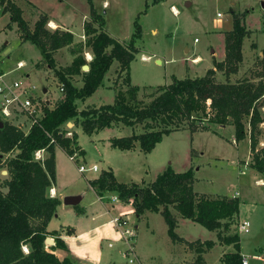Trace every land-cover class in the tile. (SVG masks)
<instances>
[{
    "label": "trees",
    "instance_id": "trees-1",
    "mask_svg": "<svg viewBox=\"0 0 264 264\" xmlns=\"http://www.w3.org/2000/svg\"><path fill=\"white\" fill-rule=\"evenodd\" d=\"M87 2L91 19L84 22L83 29L85 45L90 48L92 57L85 60L80 44L74 50L76 55L71 63L59 67L54 52L72 44V33L49 29L43 15L30 27L15 2L0 0V13H9V21L16 24L20 37L39 49L42 59L64 87L59 102L52 108L44 106L40 121L33 123L27 131L0 117V158L11 154L4 159L7 178L0 186L3 188H0V264H81L70 257L59 258L55 254L54 247L65 248L61 238H55V246L51 249L45 245L47 236L55 234L47 230V224L61 203L58 197L49 194L55 180V149L59 147L69 156L74 152L85 153L78 144L76 132L66 135L64 126L70 121L79 124L83 133L89 136L119 123L131 128L141 124V132L111 137L109 143L119 150L138 146L144 153L151 152L165 135L175 130L187 128L195 132L208 129L207 126H198L197 118L205 117L207 121L222 126L233 125L235 140L247 138L249 141L251 167L264 177V142L259 145L260 124L264 122V48L262 55L258 56V70L235 80L230 77L239 71V64L243 61V41L249 35L242 22L243 16L232 12V28L224 32V58L213 59V67L203 75L174 78L170 83L158 85L149 93L148 101L138 98L137 85H128L126 90L117 91L111 103L79 109L77 102L88 98L103 84L105 74L114 62L118 63L119 72H128L130 62L138 52L134 38L139 37L141 31L134 22L131 38L117 40L104 30L103 16L96 11L92 1ZM85 64L88 69L82 70ZM217 72L225 77L224 81L215 78ZM74 75L81 76L80 86L73 83ZM39 149L45 151L42 159L35 158V151ZM194 180L192 167L178 172L167 166L146 185L119 181L111 168L102 169L96 178L88 179V183L100 196L112 193L121 202L131 204L138 217L148 211L159 212L173 242L189 243V246L194 243L177 234L178 216L197 222L208 230H217L219 240L233 245V250L221 255V264H242L238 232L227 235L220 232V229L228 230L231 221L238 217L240 199L198 192L193 189ZM74 207L81 211L79 204ZM171 207L177 211V216ZM195 243L198 255L205 251L204 246L211 248L214 245L211 239L196 240Z\"/></svg>",
    "mask_w": 264,
    "mask_h": 264
},
{
    "label": "rangeland",
    "instance_id": "rangeland-1",
    "mask_svg": "<svg viewBox=\"0 0 264 264\" xmlns=\"http://www.w3.org/2000/svg\"><path fill=\"white\" fill-rule=\"evenodd\" d=\"M12 1L23 10V17L31 25H33L36 16L35 6L38 8L46 6L53 13L68 12L72 8L76 11L88 12L90 8L87 0ZM91 1L94 8L103 15L105 28L113 36L122 39L121 41L131 38L135 30L134 22L139 25L141 31L140 36L134 38V45L138 52L130 62L128 72H119L118 63L114 62L106 72L103 84L99 89L85 100L77 102L79 109L111 103L117 91L126 90L128 85H137L139 87L138 98L148 101L149 93L158 85L170 83L174 78L203 75L212 56L211 51L219 52V49L223 47L224 41L220 37L218 29L221 27V30H224L231 24V10L243 16L242 22L246 27L254 31L258 29V31L253 34L254 40H252V36L251 39L244 38L245 60L243 56V61L239 64V72L230 77L235 80L244 75H251L254 70L260 68L259 55L255 52L253 55H248V53L251 51L250 45L253 41L259 48H264V32L259 31L261 18L264 16V0ZM171 5H174L176 13L171 10ZM218 12L222 14L221 17H217ZM244 13L245 15H243ZM77 15L80 16L79 13ZM216 18H221L220 26L214 21ZM9 20L8 12L0 13V72L4 74V80L10 83L18 81L25 86L34 85L36 90L33 93L42 103L44 101V106L54 107L63 96L59 90L60 83L57 77L42 59L39 49L34 44L28 40L18 39L17 26ZM152 29H155L156 32L152 33ZM80 44H82L81 54L86 61H89L87 56L90 57V55L86 51L89 52L90 48L85 45V37H83L76 42L73 40L72 44L54 52L56 65L59 67L69 65L76 55L74 50L78 49ZM6 49L9 51L5 52ZM144 55L149 56V59H142ZM197 55L201 57V60L192 63V58ZM157 59H160V62ZM18 60L24 62L22 67L17 66ZM215 78L218 81L225 80L220 72L216 73ZM72 80L76 86H80L82 83L80 75H74ZM1 101L0 97V103ZM262 111L264 113V107ZM0 117L4 121L19 126L24 131L29 128V121L21 112H15L8 118L0 112ZM196 121L198 126H207L208 129H198L195 132H190L187 128L175 130L165 135L150 153L140 152L138 157L132 155L135 158L128 159V161L126 156L122 155L121 150L111 147L104 149L100 146L101 142L96 139L128 135L132 131L141 132V124L131 128L119 123L89 136L83 133L79 124L67 122L64 129L71 132L77 131L78 143L86 150V157L85 160H79L77 156L78 163H73L63 151L59 150L57 153L59 183L63 184L69 181L74 185H80L85 195L82 202L84 204L87 200L95 198L93 192L87 187L85 178H92L98 172L88 170L82 174L77 171V166L84 164L88 167L92 163H97L101 167V158L105 155L111 165L118 167L122 173H124L125 166L132 167V177L141 179L137 183L143 185L153 181L157 174L167 166H171L178 172L192 167L195 176L194 190L232 197L235 196V191H239L240 218L237 217L231 221L228 230L220 229V232L222 235L238 232L240 251L247 259V263L264 264V177L251 167L252 154L249 149V141L245 140L247 138L236 141L233 125L222 126L211 123L205 117L197 118ZM260 128L262 134L259 145H262L264 122L260 124ZM7 156L10 157L11 154H4L0 158V170H6L4 159ZM43 156H45V151ZM118 174L122 181L129 179L127 174L121 175V172ZM6 177V173H0V186ZM107 194L108 198L112 197V193ZM170 209L173 214L178 215L173 207ZM131 217L128 219L135 228L134 245L139 257L147 264H180L178 262L180 256L173 252L176 250L173 246L176 245L168 236L167 225L159 212H147L143 216L133 215ZM178 218L181 220H179L176 232L178 235L190 239L187 242H194L193 246H189V243H179L185 252H192V255H186L184 263L201 264L202 261L204 262V254L210 252L208 262L216 264L224 252L233 250L232 244H226L218 239L217 230L213 232L190 219L179 216ZM102 219L98 218L96 222L101 223ZM244 219L250 223L249 232L240 233L238 225ZM99 231L96 233L95 230L78 240V245L85 253L82 261L89 263L94 255L101 262L93 259L95 261L93 264H126V259L120 251L122 246L125 247V244L120 240L119 233L111 224L102 226ZM105 238V246H100ZM208 239H212L216 246L206 248L203 245L205 251L198 255L195 251L197 246L195 241L202 242ZM108 241L113 243L112 248H106ZM45 245L50 247L51 242H45ZM108 255L110 256L108 257ZM198 256L201 258L197 259Z\"/></svg>",
    "mask_w": 264,
    "mask_h": 264
},
{
    "label": "crops",
    "instance_id": "crops-1",
    "mask_svg": "<svg viewBox=\"0 0 264 264\" xmlns=\"http://www.w3.org/2000/svg\"><path fill=\"white\" fill-rule=\"evenodd\" d=\"M185 2H189V1L185 0ZM171 6H174V5H171ZM49 9L50 8H48L46 6L39 7V8H38V6H35V11H36L35 14H36V16H35V19L33 20V23L40 15H43V16H45L47 18V27L49 29H56L57 28V29L67 30V31L71 32L72 35H73L74 42H76L77 40L85 37L83 24H84L85 21L91 19L90 9H89L88 12L87 11L80 12V11H76L75 9L72 8L68 12H64V13L60 12V11H59V13H57V12L53 13ZM22 12H23V10H22ZM232 12H235V11L231 10V13ZM78 13L80 14V16L77 15ZM98 13H100V12H98ZM245 13H247V12H245ZM245 13L243 15H245ZM103 19H104V17H103ZM214 21L216 22V24L218 26H220L222 24L221 18H216V19H214ZM262 22L264 23V16H262V18H261V27L259 28V31L264 32L263 31L264 24ZM29 26L32 27L33 25H31L29 23ZM94 26H96V23L94 24ZM103 28L112 37L116 38L119 41L122 40V39H120V38H118L116 36H113L108 31V29L105 28V20H104V27ZM231 28H232V15H231V24L227 28L225 27L224 30H221V27H220V29H218V32H220V34H221L220 37L223 38V41H224V32L230 30ZM246 28L249 31V35L246 38L249 39L252 36L251 38H252V40H254L253 39V34H254V32L258 31V29H255V31H254L251 28H248V27H246ZM151 31H152V33L156 32L155 29H152ZM17 37H18L19 40H24V39H22L20 37V32L18 31V29H17ZM123 40H127V39H123ZM251 44H253V45H250L251 51H249L248 55L249 54L253 55V53L255 52L257 55L260 56L262 54V51H261L262 48H259L256 45L255 41L251 42ZM64 47H66V46H64ZM61 48H63V47H61ZM61 48H59L58 51ZM186 50H188V48H186ZM8 51H9V49L5 50V52H8ZM86 52L90 55V57H92L90 51L89 52L86 51ZM211 52H212V56H211L209 62L207 63L208 65L206 66L205 71L208 68L213 67V62H212L213 59L222 60L224 58V55H225L224 43H223V47L221 49H219V52H217V51L214 52L213 50ZM242 53H243V46H242ZM243 56H244V60H245V54L244 53H243ZM144 57H145V55L142 56V59H144ZM146 57H147V59H149V56H146ZM195 58H196V60L195 61H191L192 63H196V62L201 60V57L199 55H197ZM158 60L160 62V59H157V61ZM18 61H22V60H18ZM44 91H45V89H44ZM77 135H78V133H77ZM109 139H110V137H102V138H97L96 141L101 142L100 146L104 147V149H105V147H111L110 143H109ZM245 140H248V139H245ZM79 146L85 151V153L83 155H81L79 153L77 154L78 157H79V160H85L86 150L80 144H79ZM114 149H116V148H114ZM59 150L63 151V153L73 163H78V161H79L78 157H77L76 161L71 160L70 156L68 154H66V152L63 149H61V148L57 147L55 149V180H54V182L52 183V185L49 188V194H50V196L58 197L60 199L61 203L58 205V207L56 209V212L50 218V220H49V222L47 224V230L49 232H54L55 233V234H49L47 236L48 238H51L53 240V243H51V246L47 247V248L51 249L53 246H55V238L56 237L61 238L64 241L65 248L54 247V252L59 258L70 257V258L80 262L81 264H93V262H95L94 260L98 261L99 259L97 258V256L93 255L92 259H90L91 262L84 263L82 261V257H84L85 253H84V250L78 245V240L81 237L87 235L88 233H92L95 230H96V233L100 232L99 230L101 229L102 226L111 224L109 221H110L112 216L119 215L121 213H126L127 216L131 219L132 218L131 216H133V215L136 216V214H134L133 207H132L131 204L123 203L118 198L112 199L111 196L108 198L107 197L108 196L107 193L104 194V195H101V196L96 194L95 191L93 190V188L89 185L88 179L96 178L99 175V173H100V171L102 169H107V168H111L113 170V173H114L115 177L119 181H122V180L119 179L118 172H121V175L122 174H127L129 179H127L125 181H122V182H130V181L140 182L141 179H138V177H136V178L132 177V174H133V168L132 167H126L125 166L124 167V173H122V171H119L118 167H114V166L111 165V162L109 161L107 155H105L104 157L101 158L102 159V166L101 167H99V165L97 163H92V164H96L97 165L98 170H96V171L98 172V174L95 175L92 178H89V177L85 178L86 179V185L93 192V194L95 195V198L94 199H89L84 204H82V202L85 199V195H84V191H83V189H81L80 185L79 186L74 185L73 183H71L69 181H66L63 184L59 183V180H58L59 179V170H58V162H57V153H58ZM121 151H122L121 152L122 155L126 156V160L127 161H128V159H134L135 157H138L139 153L142 152L138 148V146L135 147L134 149L121 150ZM43 154H44V152H43ZM132 155H135V157H132ZM4 171L5 170L2 169V170H0V173L2 174V173H4ZM77 171H78V168H77ZM6 174H7V171H6ZM127 175H125V176L127 177ZM0 188L3 189L2 187H0ZM234 193H235L234 194L235 196L239 197V195H240L239 191H235ZM74 194H80L81 195V200L79 202V206L81 208V211L80 210L78 211L72 205H65L63 203V201H62L64 196H66V195H74ZM113 195H115V194H112V196ZM239 211H240V207H239ZM143 215H141V216H143ZM238 217H239V215H238ZM98 218H103L101 223H97L96 222V220ZM179 220H181V219L180 218L177 219V226L179 224ZM177 226H176V228H177ZM135 227L137 228L136 224H135ZM211 231L215 232L214 230H211ZM183 238L185 240H187V241H190V239H187L185 237H183ZM105 241H106V238H105L104 241H102L100 243V246H105ZM108 243H110V242L108 241L106 243V245H107L106 248H112L113 247V243L111 242L112 246H109ZM173 243H174V245H176V246H173V247L176 248V250L173 251L174 254L177 255V256L178 255L180 256L178 262H180V264H186V263H184L185 259H186V255H192V252H185L184 249L182 248V246L179 243H177V242H173ZM214 246H216V245L214 244L213 247ZM124 248L125 247L122 246V248L120 250L121 254H122V251L124 250ZM177 252H178V254H177ZM209 253L210 252H206V254H204V256H203L204 257L203 258L204 262L202 261L201 264H210L208 262ZM109 256L110 255H108V257ZM242 256L245 257L243 254H242ZM138 257H139V254H138ZM139 259L142 262H144L145 264H147L146 261L143 260L141 257H139ZM98 262H101V260L98 261ZM216 264H221V262L219 260H217Z\"/></svg>",
    "mask_w": 264,
    "mask_h": 264
},
{
    "label": "built area",
    "instance_id": "built-area-1",
    "mask_svg": "<svg viewBox=\"0 0 264 264\" xmlns=\"http://www.w3.org/2000/svg\"><path fill=\"white\" fill-rule=\"evenodd\" d=\"M1 10V6H0ZM173 13H176L177 10L174 6H171ZM221 13H217V17H221ZM91 59V58H90ZM196 58H193L192 61H195ZM24 64L23 61H18L17 66L22 67ZM36 87L34 85L25 86L18 81L6 82L4 80V74L0 72V97L2 99L0 103V112L1 114L8 118L11 117L15 112H21L29 121V127L33 123H38L42 116L44 115V101L43 103L38 99L37 95L34 94ZM60 92H64V87L60 84ZM47 105V104H46ZM67 136H71V131H66ZM44 149H39L35 151V158L42 159ZM78 152H74L70 159L76 161ZM80 173H84L88 170L96 171L98 167L96 164H91L86 167L84 164H79L77 166ZM118 198L116 195L112 196V199ZM114 229L119 233L120 240L125 244V248L122 251V255L125 257L127 264H145L142 262L135 249L134 240L136 236L135 228L130 224V220L127 217L126 213H121L119 215L112 216L109 221ZM250 223L248 220L244 219L239 222L238 229L240 233L249 232ZM109 246H112V243H108ZM27 251L26 248H24ZM242 264H247V259L242 258Z\"/></svg>",
    "mask_w": 264,
    "mask_h": 264
},
{
    "label": "water",
    "instance_id": "water-1",
    "mask_svg": "<svg viewBox=\"0 0 264 264\" xmlns=\"http://www.w3.org/2000/svg\"><path fill=\"white\" fill-rule=\"evenodd\" d=\"M159 61V60H158ZM88 69V65H83L82 66V70H87ZM4 173H6V170L4 171ZM81 200V195L80 194H74V195H66L63 197L62 201L65 205H72L75 206L77 204H79ZM51 242L53 243V240L51 238H46L45 242Z\"/></svg>",
    "mask_w": 264,
    "mask_h": 264
},
{
    "label": "bare ground",
    "instance_id": "bare-ground-1",
    "mask_svg": "<svg viewBox=\"0 0 264 264\" xmlns=\"http://www.w3.org/2000/svg\"><path fill=\"white\" fill-rule=\"evenodd\" d=\"M88 59H90L91 57L87 56ZM144 59H147V57L145 56Z\"/></svg>",
    "mask_w": 264,
    "mask_h": 264
}]
</instances>
